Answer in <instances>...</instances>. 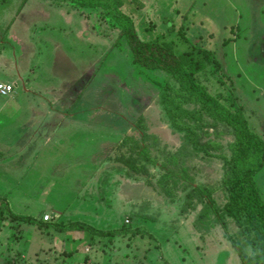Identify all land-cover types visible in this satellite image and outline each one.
<instances>
[{"label":"rangeland","instance_id":"obj_1","mask_svg":"<svg viewBox=\"0 0 264 264\" xmlns=\"http://www.w3.org/2000/svg\"><path fill=\"white\" fill-rule=\"evenodd\" d=\"M119 1L141 39H156L176 53L192 46L210 50L218 73L212 67L199 79L211 93L243 107L251 127L264 136V0ZM120 32L107 13L67 1L0 0V51L11 55L9 72L22 66L21 58L38 76L30 93L20 87L14 98L0 96V264H242L229 239L245 240L235 222L226 218L225 229L204 203L188 208L184 191L173 199L162 194L158 166L146 164L150 173H136L137 185L121 189L135 145L124 140L144 138L147 156L159 160L183 146L181 158L195 185L213 189L221 209L228 198L222 154H230L233 137L223 126L210 129L224 148L210 155L196 151L207 141L199 121L176 130L162 97L170 77L133 65ZM66 107L81 115L79 128L77 120L60 121L67 114L72 119ZM46 135L53 142L47 144ZM93 155L94 172L79 171L77 163ZM255 181L264 199V168ZM55 199L57 207L74 202L89 215L65 217L67 226L123 233L102 238L76 228L57 231L51 225L61 220L53 209L37 215ZM6 208L52 220L49 226L29 225Z\"/></svg>","mask_w":264,"mask_h":264},{"label":"trees","instance_id":"obj_2","mask_svg":"<svg viewBox=\"0 0 264 264\" xmlns=\"http://www.w3.org/2000/svg\"><path fill=\"white\" fill-rule=\"evenodd\" d=\"M26 1L24 0V3ZM54 1L58 3L67 1L76 7L98 10L103 15L107 13L112 16L121 29V36L128 41L132 64L147 70L163 71L170 77L171 83L162 96L166 99L164 103L166 111L179 132L189 130L191 121H199L195 122L196 127L204 131L207 141L196 145V151L210 155L211 150L224 148L222 143L212 140L210 129L217 131L223 126L233 137V141L227 144L230 154H222L224 164L222 187L228 198L221 209L215 206L212 199L213 189L202 184L195 185V177L191 175L190 167L181 158L183 146L174 154L159 160L147 156L149 146L141 143L144 138L140 141L126 137L124 140L126 143L129 141L135 143L129 148L131 153L128 164L131 172L126 177L137 181L136 173L143 175L150 173L146 164L158 166L163 171L157 181V187L162 194L173 199L180 190L184 191L188 208H193L196 203H204L208 210L215 213L218 223H221L225 229H227L226 218L233 220L240 230L239 236L245 239L242 241L241 238L229 236L240 262L264 264V199L255 181L258 172L264 168V136L251 127L243 107L218 95L219 91L216 94L211 93L199 79L203 71L212 67L215 73H218L219 62L214 54L210 50L195 46L182 53H176L174 49L164 46L156 39L154 41L141 39L132 16L123 10L119 0ZM184 41L187 43L186 40ZM216 80L221 84L220 86L224 85V82ZM137 157L143 158L140 161ZM6 210L12 217L29 225L49 226L48 222L52 220L45 221L42 218L41 221L31 216L17 215L8 208ZM60 220L61 223L57 221L51 225L57 231L64 232L76 228L79 231H88L90 235L96 233L102 238L106 235L123 233V231L101 233L83 223L67 226L66 222H62L67 220L66 218L60 217ZM21 260L23 261L21 263L26 262L24 259ZM87 262L89 261L83 264Z\"/></svg>","mask_w":264,"mask_h":264},{"label":"crops","instance_id":"obj_3","mask_svg":"<svg viewBox=\"0 0 264 264\" xmlns=\"http://www.w3.org/2000/svg\"><path fill=\"white\" fill-rule=\"evenodd\" d=\"M87 20V19H86ZM89 20V19H88ZM82 21V20H81ZM9 30V29H8ZM78 35L80 36V31H79V33H78ZM84 35V34H83ZM3 56V57H2ZM11 56V55H10ZM10 56H9V53L8 54H6V53H4L3 55H2V52L0 51V57H2V59H0V83H3V84H10V85H12V84H14L15 85V88L13 89V91L10 93V94H8V95H0V96H3V97H7V96H9V97H11V98H14L15 96H17V91L20 89V87L21 88H25V93H30V90H32L33 89V87H30V86H28V85H31V86H34L35 84H37L36 83V81H37V74L35 73V71L32 69V68H30V67H27V65H25V67H23V65L25 64L24 62L22 63V59L20 58V66L22 67H16V71H11V72H9V70H10V67H9V65H11V58H10ZM9 57V58H8ZM76 100H78V98H76ZM71 109V107H69V108H67L66 107V109L65 110H67V111H70V112H73L72 110H70ZM59 110H61V108L59 109ZM58 110V111H59ZM57 112V111H56ZM72 114V116H71V118L72 119H68L67 117L68 116H70L69 114H67V115H65L66 116V118H65V116H63V118H60V121L63 123V121L65 122V121H69V120H71V121H73V120H77L78 122V124H77V126L78 125H80V118H81V115L79 114V112H73V113H71ZM82 121V120H81ZM84 121V120H83ZM84 127V125H81V127L80 128H83ZM78 128H79V126H78ZM63 136H64V134H61L60 135V138H63ZM65 136H68V134H65ZM53 136H48V135H46L45 136V142L47 143V144H50L51 142H53V138H52ZM60 141V142H59ZM58 141V143L57 144H60V146L63 144V140L62 139H60ZM89 160H91V161H89ZM87 161V162H86ZM86 161H82V162H79V163H77L78 164V167H79V171L81 170V171H86V169L88 170L89 168L90 169H92L93 170V172H94V162H95V158H94V155L91 157V158H86ZM74 174L76 175V172L74 171ZM90 177L91 176H89V179H88V183L90 182V181H92V180H90ZM135 177H136V175H135ZM126 180L125 181H123L122 182V184H121V189L122 188H125L124 186V184H130V185H133V186H136L137 184H135L136 183V181L135 180H133V179H130V178H125ZM127 181V182H126ZM125 182V183H124ZM74 183V182H73ZM91 185H93V183L91 184ZM123 190V189H122ZM123 193V192H122ZM71 195V194H70ZM75 195H77V196H94V195H89V193H86L85 195H82V194H79L78 192L77 193H75ZM109 196H112V194L111 195H109ZM121 196V195H120ZM122 196H124V195H122ZM58 198V196H56V199ZM56 199H55V201L54 202H47V203H44L45 205L44 206H42L41 207V209L39 210V212L37 213V215L38 214H42V213H44L45 211L47 212L48 211V209L49 208H51V209H53L54 210V215L55 216H57V217H61V218H65V217H74V216H78V214H82V215H84V216H89V215H85L84 213H81L80 212V210L77 208V207H75V203L74 202H71L70 204H66V206L65 207H63V206H60V205H58V207H57V205L56 204H58L57 203V201H56ZM47 204H50V205H47ZM87 210H89V209H87ZM90 211V210H89ZM13 212V211H12ZM14 213V212H13ZM16 214V213H15ZM17 215H20V214H17ZM36 215V217L35 218H37V219H39V217ZM46 215H48V214H46ZM43 219H44V217H43ZM34 225H36V226H38L37 224H34ZM23 227H25V225L23 226ZM25 229H27V228H25ZM77 233V232H76ZM76 238V237H75ZM78 239V238H77ZM76 239V240H77ZM57 248H54L53 250H56ZM62 249H64V248H62ZM86 251H87V249H85ZM74 255H75V253L74 254H70V255H68L67 257L68 258H72V257H74ZM76 255H78V253H76ZM78 263H81V262H78Z\"/></svg>","mask_w":264,"mask_h":264},{"label":"built area","instance_id":"obj_4","mask_svg":"<svg viewBox=\"0 0 264 264\" xmlns=\"http://www.w3.org/2000/svg\"><path fill=\"white\" fill-rule=\"evenodd\" d=\"M14 86L10 84L0 83V95H8L13 91ZM51 218L49 215L44 216L45 221H49ZM89 249H87L88 251ZM88 264H91L90 262Z\"/></svg>","mask_w":264,"mask_h":264}]
</instances>
